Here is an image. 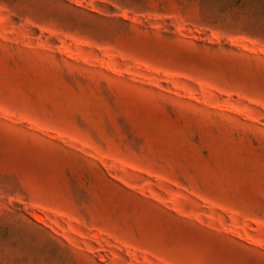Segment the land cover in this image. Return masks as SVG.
<instances>
[{
  "label": "rangeland",
  "instance_id": "rangeland-1",
  "mask_svg": "<svg viewBox=\"0 0 264 264\" xmlns=\"http://www.w3.org/2000/svg\"><path fill=\"white\" fill-rule=\"evenodd\" d=\"M0 264H264V0H0Z\"/></svg>",
  "mask_w": 264,
  "mask_h": 264
}]
</instances>
